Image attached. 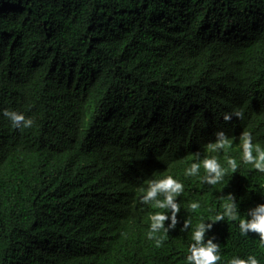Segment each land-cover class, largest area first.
Wrapping results in <instances>:
<instances>
[{
  "label": "trees",
  "instance_id": "trees-1",
  "mask_svg": "<svg viewBox=\"0 0 264 264\" xmlns=\"http://www.w3.org/2000/svg\"><path fill=\"white\" fill-rule=\"evenodd\" d=\"M245 131L264 151V0H0V264H187L201 220L217 264H264L259 233L211 220L229 195L241 218L264 204ZM220 132L232 144L209 151ZM213 157L238 169L185 174ZM165 175L183 184L175 226L163 193L142 199Z\"/></svg>",
  "mask_w": 264,
  "mask_h": 264
},
{
  "label": "clouds",
  "instance_id": "clouds-1",
  "mask_svg": "<svg viewBox=\"0 0 264 264\" xmlns=\"http://www.w3.org/2000/svg\"><path fill=\"white\" fill-rule=\"evenodd\" d=\"M3 116L8 118L15 128L27 129L33 126L34 120L31 117H27L23 112L16 110L5 109ZM233 115L241 117L242 113L236 111L234 113H226L224 120H231ZM221 138L214 144L209 146V151H216L217 149L224 147L227 148L232 144V141L224 138V133H218ZM242 147V159L248 163L252 168L258 169L259 172L264 173V151H261L257 146L252 144V135L249 131H245L241 138ZM253 153H256L254 155ZM228 167L221 168L216 158H208L203 161L202 165L194 164L191 169L186 170V175H196L201 167L205 170V176L201 179H207L209 183L216 185L221 180L222 176L228 171L236 172L238 169L237 160L234 157H229L227 160ZM215 173V176L211 175ZM183 189V184L172 175H165L158 182H150L149 190L147 194L142 197L144 201H150L157 196L158 193H163L165 199L163 201L157 200L154 207L160 209H167L171 206L172 211V226L176 224V212L179 211V206L174 203V195H178ZM234 197L229 195L223 201V212L215 215L211 218L212 221H219L225 216L229 220L239 221V231L241 235L247 236L248 230L259 233L260 246L264 248V204L258 206L252 213V219L241 218L235 211V205L233 203ZM200 207L198 202H192L190 208L197 210ZM152 221V231L148 233V239L153 240V237L157 235V230L163 228L164 221L168 219L165 211H160L150 215ZM191 220L186 221L185 228L191 224ZM211 227V225H207ZM206 225L203 220L197 222L194 229L191 232L192 243L188 248V254L186 255L187 264H217L221 260L220 248L217 244L213 243L211 239L204 243ZM167 230L165 229L159 234V238L155 240L156 247H160L166 238ZM228 264H261V261L254 254L248 255L245 258L239 256H233L228 260Z\"/></svg>",
  "mask_w": 264,
  "mask_h": 264
}]
</instances>
